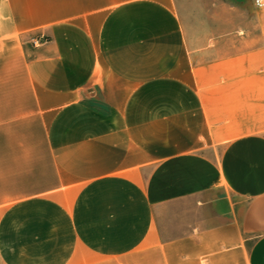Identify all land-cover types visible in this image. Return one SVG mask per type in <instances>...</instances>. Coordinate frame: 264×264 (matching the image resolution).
Segmentation results:
<instances>
[{
	"label": "crops",
	"instance_id": "obj_1",
	"mask_svg": "<svg viewBox=\"0 0 264 264\" xmlns=\"http://www.w3.org/2000/svg\"><path fill=\"white\" fill-rule=\"evenodd\" d=\"M0 0V264H264V8Z\"/></svg>",
	"mask_w": 264,
	"mask_h": 264
},
{
	"label": "rangeland",
	"instance_id": "obj_2",
	"mask_svg": "<svg viewBox=\"0 0 264 264\" xmlns=\"http://www.w3.org/2000/svg\"><path fill=\"white\" fill-rule=\"evenodd\" d=\"M0 141H1V135H0ZM12 199L13 198L0 199V218H1V214L4 212L6 207L10 205V203L12 202Z\"/></svg>",
	"mask_w": 264,
	"mask_h": 264
},
{
	"label": "built area",
	"instance_id": "obj_3",
	"mask_svg": "<svg viewBox=\"0 0 264 264\" xmlns=\"http://www.w3.org/2000/svg\"><path fill=\"white\" fill-rule=\"evenodd\" d=\"M254 3L257 8H264V0H255Z\"/></svg>",
	"mask_w": 264,
	"mask_h": 264
}]
</instances>
